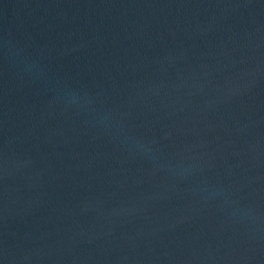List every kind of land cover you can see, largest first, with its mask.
<instances>
[{
    "label": "water",
    "instance_id": "95a60500",
    "mask_svg": "<svg viewBox=\"0 0 264 264\" xmlns=\"http://www.w3.org/2000/svg\"><path fill=\"white\" fill-rule=\"evenodd\" d=\"M0 264H264V0H0Z\"/></svg>",
    "mask_w": 264,
    "mask_h": 264
}]
</instances>
